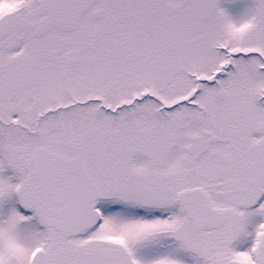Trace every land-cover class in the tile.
I'll use <instances>...</instances> for the list:
<instances>
[{
	"label": "snow or ice",
	"instance_id": "snow-or-ice-1",
	"mask_svg": "<svg viewBox=\"0 0 264 264\" xmlns=\"http://www.w3.org/2000/svg\"><path fill=\"white\" fill-rule=\"evenodd\" d=\"M0 264H264V0H0Z\"/></svg>",
	"mask_w": 264,
	"mask_h": 264
}]
</instances>
